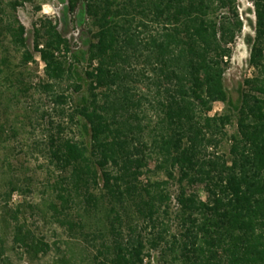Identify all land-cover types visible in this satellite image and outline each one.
<instances>
[{
    "label": "trees",
    "instance_id": "trees-1",
    "mask_svg": "<svg viewBox=\"0 0 264 264\" xmlns=\"http://www.w3.org/2000/svg\"><path fill=\"white\" fill-rule=\"evenodd\" d=\"M26 1L0 0V34L21 51L22 65L35 61L18 16ZM62 1L91 35L88 49L73 55L89 61L91 97L71 114L64 109L68 123L79 124L88 139L51 137L61 172L53 184L57 201L50 203L56 219L96 246L98 264H154L158 250L166 264H264V0H250L256 25L247 41L256 75L246 79L238 101L225 85L245 24L238 0ZM35 51L45 62L47 88L71 80V43L51 17L35 29ZM11 72L0 69L6 74L0 88ZM140 84L156 91L157 105L138 93ZM54 100L65 105L69 95L56 93ZM146 102L156 119L148 117ZM216 103L225 105L223 113L212 114ZM232 124L237 129L229 135ZM223 140L229 152L210 153ZM152 161L167 179L143 183ZM105 199L111 243L104 230L87 231L83 220ZM132 210L143 229L140 223L126 230ZM14 218V243L33 257L46 252L49 245L32 239ZM4 251L0 235V257Z\"/></svg>",
    "mask_w": 264,
    "mask_h": 264
},
{
    "label": "rangeland",
    "instance_id": "rangeland-1",
    "mask_svg": "<svg viewBox=\"0 0 264 264\" xmlns=\"http://www.w3.org/2000/svg\"><path fill=\"white\" fill-rule=\"evenodd\" d=\"M238 3L245 24L234 45L225 75L226 88L235 101L240 99L246 79L256 75V69L250 65L251 47L247 41L255 35V6L250 0H238ZM39 5L42 6L40 11L37 10ZM66 7L67 3L62 0H28L19 7L18 16L26 26L29 48L35 53V61L28 65L21 64V51L0 34V69L12 68L11 81H6L0 88V235L5 245L0 264H98L96 246L59 222L50 208V203L57 201L53 184L61 173L51 150L52 135L88 139L79 124L68 123L64 109L67 115L71 114L84 102L83 99L91 97L90 82L85 75L90 68L89 61L85 56L79 59L73 56L74 52L88 49L91 35L87 27L77 22L76 14H66ZM45 16L58 22L59 30L70 40L72 53L67 56V65H74L71 80L56 84L53 90L46 86L49 80L45 74V62L35 51V29ZM5 58L9 60L6 65L3 62ZM5 76V73L0 74L1 82L5 81ZM74 83L82 88L76 91ZM137 91L147 95L154 102L151 104L157 105L154 89L140 84ZM56 93L69 95V103L55 102ZM151 104L146 102L145 109L148 117L156 119L157 113ZM224 110L223 103H216L212 114L223 113ZM236 129V124L230 125L229 135L234 134ZM229 149L230 143L223 140L209 151L222 154L229 152ZM144 172L140 179L143 183H147L148 179H167L163 172L156 170L154 161ZM169 189L175 195V181H170ZM197 189L206 198L203 188ZM96 192L100 196L103 190ZM104 202L98 213L83 220L87 231L98 233L104 230L107 242L111 243L106 216L111 204L106 199ZM177 208L174 198L172 211ZM132 212L125 214L126 230L140 223L139 228L143 229V222L137 218L134 210ZM14 215H18L19 222L32 239L43 240L49 245L46 252L33 257L24 244L14 243L17 222ZM171 219L173 222L170 224L176 232L178 221L175 215ZM153 255L154 264H166L159 250L154 251Z\"/></svg>",
    "mask_w": 264,
    "mask_h": 264
}]
</instances>
